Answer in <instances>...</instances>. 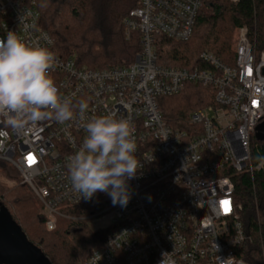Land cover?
I'll return each instance as SVG.
<instances>
[{
	"label": "built area",
	"instance_id": "2783aa9c",
	"mask_svg": "<svg viewBox=\"0 0 264 264\" xmlns=\"http://www.w3.org/2000/svg\"><path fill=\"white\" fill-rule=\"evenodd\" d=\"M236 3L238 0H234ZM204 0H139L124 18L127 36L138 32L142 48L126 66L93 69L59 55L40 26L35 0H0V38L9 31L55 54L50 70L62 97L87 103V117L115 112L135 129L142 167L128 181L126 208L112 203L103 243L80 264H264V239L257 262L239 256L252 234L241 218L233 175L264 171L252 160V138L264 121V52L257 54L247 25L237 27L234 64L204 51L209 68L190 71L158 63L156 37L188 41ZM187 82L212 86L215 104L192 111L187 129L168 125L158 99L180 94ZM85 129L77 118L14 129L0 117V160L21 175L42 208L48 230L69 211L90 201L73 190L67 171ZM34 158L29 162L28 157ZM222 201L228 202L226 211Z\"/></svg>",
	"mask_w": 264,
	"mask_h": 264
},
{
	"label": "trees",
	"instance_id": "16d2710c",
	"mask_svg": "<svg viewBox=\"0 0 264 264\" xmlns=\"http://www.w3.org/2000/svg\"><path fill=\"white\" fill-rule=\"evenodd\" d=\"M35 1L41 15L40 26L53 37L57 53L74 58L80 66L103 69L130 65L142 48L140 34L133 32L127 36L123 24L139 0ZM242 25L248 26L256 53L264 52V0H238L236 4L231 0H204L188 41L156 37L158 63L190 71L204 70L209 66L201 54L210 51L224 64L232 65L233 30ZM215 95L212 86L187 82L180 94L160 97L158 106L168 125L174 129H187L189 114L214 105ZM263 159L264 141L255 139L253 163L256 165ZM7 165L9 163L0 160V173L7 172ZM232 177L237 203L242 205L241 218L253 238L244 244L239 256L257 262L255 257L260 254L264 239V171ZM111 203L107 194L98 192L90 201L69 212L96 214ZM2 205L51 264H80L105 239L106 232L91 233L83 219L59 218L57 227L48 230L29 190L23 185L9 187L0 178V207Z\"/></svg>",
	"mask_w": 264,
	"mask_h": 264
},
{
	"label": "clouds",
	"instance_id": "9594fccd",
	"mask_svg": "<svg viewBox=\"0 0 264 264\" xmlns=\"http://www.w3.org/2000/svg\"><path fill=\"white\" fill-rule=\"evenodd\" d=\"M55 59L48 48L31 45L12 31L0 38V117L14 129L78 118L86 135L67 162L73 190L85 200L105 193L113 206L126 208L131 199L128 181L142 167L135 129L115 112L87 117L85 101L74 105L62 97L50 73Z\"/></svg>",
	"mask_w": 264,
	"mask_h": 264
},
{
	"label": "water",
	"instance_id": "95a60500",
	"mask_svg": "<svg viewBox=\"0 0 264 264\" xmlns=\"http://www.w3.org/2000/svg\"><path fill=\"white\" fill-rule=\"evenodd\" d=\"M255 137L264 141V121L256 127ZM0 264H51L3 205L0 207Z\"/></svg>",
	"mask_w": 264,
	"mask_h": 264
},
{
	"label": "rangeland",
	"instance_id": "374dc122",
	"mask_svg": "<svg viewBox=\"0 0 264 264\" xmlns=\"http://www.w3.org/2000/svg\"><path fill=\"white\" fill-rule=\"evenodd\" d=\"M231 1L236 4V2L234 0H231ZM236 31H237V28H235L233 30L232 45H231L232 46V49L234 47ZM254 138L256 139L255 135L252 138V145H253V142L255 141ZM256 141H257V139H256ZM6 167H7V172L1 171V173H0L1 180L4 183H6L9 187L10 186L11 187H14V186H18V185L19 186H21V185L25 186L29 190V192L31 193V195H32L33 199L35 200V202L37 203L38 208H39V212L42 213L41 205L39 204L38 200L35 198V196L31 192V190L26 185L23 184L22 177H21L20 173L13 166H11L10 164L7 165ZM74 212H73V215H75L77 217H80L83 220H85L86 225H87V228L89 229V231L91 233L102 232V231L104 233L105 232L107 233V227H108V225L106 224L105 219H102L101 221L93 222V220L95 218L94 217H91L92 216L91 214L79 215L78 213H76L77 211H74Z\"/></svg>",
	"mask_w": 264,
	"mask_h": 264
},
{
	"label": "snow or ice",
	"instance_id": "6c2138e0",
	"mask_svg": "<svg viewBox=\"0 0 264 264\" xmlns=\"http://www.w3.org/2000/svg\"><path fill=\"white\" fill-rule=\"evenodd\" d=\"M28 160H29V162H34V158L31 157V156L28 157ZM221 203L224 206L225 210L227 211L228 210V207H227L228 206V202L227 201H222Z\"/></svg>",
	"mask_w": 264,
	"mask_h": 264
}]
</instances>
